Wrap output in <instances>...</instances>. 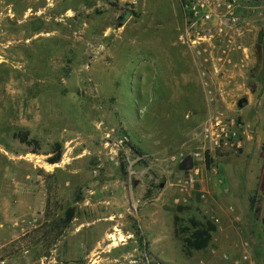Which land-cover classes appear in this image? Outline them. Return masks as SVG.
Listing matches in <instances>:
<instances>
[{
    "label": "rangeland",
    "instance_id": "1",
    "mask_svg": "<svg viewBox=\"0 0 264 264\" xmlns=\"http://www.w3.org/2000/svg\"><path fill=\"white\" fill-rule=\"evenodd\" d=\"M242 16L244 51L212 39L204 63L179 0H0V264H264V0ZM214 116L246 124L239 146L204 137ZM175 214L216 224L206 249Z\"/></svg>",
    "mask_w": 264,
    "mask_h": 264
},
{
    "label": "built area",
    "instance_id": "2",
    "mask_svg": "<svg viewBox=\"0 0 264 264\" xmlns=\"http://www.w3.org/2000/svg\"><path fill=\"white\" fill-rule=\"evenodd\" d=\"M179 1L186 20L189 22V27L195 28L197 32V36L189 37L187 43L194 48L195 55L201 58L204 63L209 61L210 49L208 42L212 39L223 41L225 49L222 50V53L227 56L244 47L241 38L244 34V23L246 21L242 16V12L246 5L250 3V0ZM217 59L219 61L222 60V62L226 61V59L223 60V57H218ZM245 130L246 124L236 118L227 120L219 116L210 118L203 126L204 137L209 138L211 145L217 146L221 142L226 144L228 140L232 139L236 140V145L239 146L240 137ZM198 156L199 153L192 155L193 166L188 170V174L183 180V185L188 186V188L193 187L197 181V175L205 167V161L201 166L195 164ZM214 168L212 169L213 171ZM180 189L184 190L181 187ZM175 200L179 201V197ZM246 257L244 256V258Z\"/></svg>",
    "mask_w": 264,
    "mask_h": 264
},
{
    "label": "trees",
    "instance_id": "3",
    "mask_svg": "<svg viewBox=\"0 0 264 264\" xmlns=\"http://www.w3.org/2000/svg\"><path fill=\"white\" fill-rule=\"evenodd\" d=\"M13 137L18 139L21 143H24L26 145H37L38 141L34 137H29V132L22 131V130H17L13 133ZM53 155L48 158V161L50 163H56L60 160L61 158V153H62V144L59 142L54 143V148H53ZM262 149L264 151V145H262ZM35 151V150H34ZM204 161L205 165L208 167L211 163V156L208 150L204 151ZM261 189L264 191V177L262 178L261 182ZM250 202V208H254V197L249 198ZM182 206H178V210H182ZM73 215V207H69L66 210V217L63 218L62 224L66 226L72 219ZM180 220V217L175 214L174 215V223H175V234L178 235L182 229H178L177 226V221ZM261 224H262V235L264 236V216L261 217L260 219ZM190 226L183 227L182 230L188 231V234L183 237V247L184 250L187 254L190 253L191 250H203L206 249L209 246V243L212 238L213 232L217 230V226L214 222L211 220H205V221H200L194 218L189 219Z\"/></svg>",
    "mask_w": 264,
    "mask_h": 264
},
{
    "label": "water",
    "instance_id": "4",
    "mask_svg": "<svg viewBox=\"0 0 264 264\" xmlns=\"http://www.w3.org/2000/svg\"><path fill=\"white\" fill-rule=\"evenodd\" d=\"M130 14H131V12L129 10H125L122 13V15L117 18L116 26L117 27L122 26L124 24L125 20L130 16ZM261 42H262V32L260 31L259 35H258V49H260ZM245 103H246V98L242 97V98L238 99L237 106L239 108H241ZM178 166H179L180 170H182V171H186V170L191 169L193 166L192 155L188 154L185 157H183L182 160L179 162ZM162 185H163V183L160 184V186H162Z\"/></svg>",
    "mask_w": 264,
    "mask_h": 264
},
{
    "label": "bare ground",
    "instance_id": "5",
    "mask_svg": "<svg viewBox=\"0 0 264 264\" xmlns=\"http://www.w3.org/2000/svg\"><path fill=\"white\" fill-rule=\"evenodd\" d=\"M118 234H119V233H118ZM109 237H110L111 239L115 240V241L113 242V245L117 244L116 241H119V240H122V239H123L122 235L119 234V237H118V236L116 235V233H110V234H109ZM111 246H112V245H111Z\"/></svg>",
    "mask_w": 264,
    "mask_h": 264
},
{
    "label": "crops",
    "instance_id": "6",
    "mask_svg": "<svg viewBox=\"0 0 264 264\" xmlns=\"http://www.w3.org/2000/svg\"><path fill=\"white\" fill-rule=\"evenodd\" d=\"M115 230L117 231L116 228H115ZM223 257L226 258V259H228V258L226 257V254H224ZM218 259H219V258H218ZM218 259H217V260H218ZM219 260H220V259H219ZM228 260H229V259H228ZM249 263H250V264H255L256 261H255V260H252V259L250 258ZM218 264H227V262L220 260V261H218Z\"/></svg>",
    "mask_w": 264,
    "mask_h": 264
}]
</instances>
